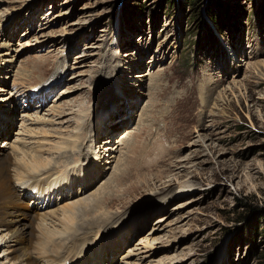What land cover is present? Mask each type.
Returning <instances> with one entry per match:
<instances>
[{
    "label": "rangeland",
    "instance_id": "rangeland-1",
    "mask_svg": "<svg viewBox=\"0 0 264 264\" xmlns=\"http://www.w3.org/2000/svg\"><path fill=\"white\" fill-rule=\"evenodd\" d=\"M208 3L0 0L2 154L17 157L22 148L57 165L68 160L77 173L94 162L100 143L92 130L102 118L114 139H128V161L137 151L134 167L152 164L150 183H160L156 175L174 179L160 191L130 180L139 188L129 195L123 177L107 191L120 199L108 211L130 241L114 264H264V0H226L230 6L215 11L221 27ZM102 134L100 142L108 141ZM113 172L102 169L84 192L78 187L44 206L74 203L78 215L80 200L99 193ZM29 201L21 226L41 210ZM166 214L169 225L154 235V250L146 248ZM5 241L0 263L12 264Z\"/></svg>",
    "mask_w": 264,
    "mask_h": 264
},
{
    "label": "bare ground",
    "instance_id": "bare-ground-1",
    "mask_svg": "<svg viewBox=\"0 0 264 264\" xmlns=\"http://www.w3.org/2000/svg\"><path fill=\"white\" fill-rule=\"evenodd\" d=\"M28 44L29 42L24 45ZM96 124L97 129L95 127V130H92L94 131V135L92 134L91 137H95V141L100 143L98 145V152L95 153L96 157H94V162L93 160L90 161L89 167H84L83 170H78L77 173L67 168L69 165L68 160L63 165L61 162L57 165L58 163L55 161L44 160L41 156L33 155L29 151L22 150V148L16 147L17 157L2 154V150H0V233H6L0 241L6 240L1 245V248L6 246L7 250L5 251H10V256H14V258L10 257V260L13 259L12 264H114L118 252L130 241L126 238L123 230L120 229L121 225L119 227L116 226L118 214H111L108 211L110 207L108 203L110 202L111 206L116 205L117 202H120V199L114 198V194L111 195L107 191L114 183H121L123 177L127 178L125 179L126 182L124 181L125 184L130 180L135 181L138 179V181H145V183L142 182L143 185H152L158 191L161 189L167 190L173 185L174 179L169 178L168 183L162 182V178L159 175H156L154 178V180L158 179L160 181L159 184L150 183V180L146 179L148 177L146 176V172L149 171V168L153 169L152 164H149L148 167L143 164L144 162H141L138 167H134V159L137 158V151L133 152L134 156L129 161L128 155H125L123 152L129 146L128 139L126 141L114 139L115 133L110 131L111 128L102 118ZM105 131H108L110 137L108 141L101 143L100 141L104 135L102 133H105ZM77 137L79 138V134H76ZM2 138L3 135H0V140ZM66 152H59L57 155L58 159L65 157L67 155ZM118 155L119 158H117ZM104 156L108 157L103 159ZM71 160L73 161L72 157ZM109 166L114 169L111 178L103 185L99 193L97 191V194L94 196L80 200V204L83 207L78 215L75 213L76 207L74 203L66 207L64 206L60 210L44 206L46 200L51 199L53 196H55V199H58L63 194L68 196L72 193H79V190L77 191L78 187H80L81 192H84L83 190L91 186L94 180L100 175L102 169L106 170ZM133 168L141 176L136 178L129 173ZM181 177L180 174H176V179ZM13 180H16L14 182L19 184V188L12 187ZM63 181L65 183H62ZM138 181H130V187L127 188L129 189V195H134V192L138 191ZM186 187L188 186H178L174 194H177ZM34 199L40 203L41 210L37 208V216L30 220L29 225L25 224L21 226L19 223L20 220L29 219V217L22 218L21 215L23 212L20 209L25 207L29 208V200ZM88 201H90V204ZM123 202L125 203V201ZM104 205H106V208ZM100 209H104L100 216L93 214V212L96 214ZM169 220L170 216L168 214L156 219L155 226L149 230L147 237L144 239L149 244L146 248L153 249L154 241L160 239V236L154 235H157L158 232L168 226ZM35 223L37 225L36 232H33ZM32 224L33 227L29 230L30 237L27 238V228H30ZM101 234H106L107 236H104L106 238H102L103 236L101 237ZM6 237L9 238L6 239ZM10 242L16 244L11 246L9 244ZM84 251L85 253H83ZM129 255H132V252ZM5 258L9 259V256L5 255ZM143 259L145 257H141V260Z\"/></svg>",
    "mask_w": 264,
    "mask_h": 264
},
{
    "label": "trees",
    "instance_id": "trees-1",
    "mask_svg": "<svg viewBox=\"0 0 264 264\" xmlns=\"http://www.w3.org/2000/svg\"><path fill=\"white\" fill-rule=\"evenodd\" d=\"M192 4L194 6L196 13L199 14V6L197 5V3H192ZM219 6L226 8L227 6H230V5L229 3H226V0H209V3L207 5V12L209 13L213 21L217 24V26L221 27V24H222V21L220 20L221 17H219L217 13L215 12V11L218 12ZM200 20L201 18L199 17V21Z\"/></svg>",
    "mask_w": 264,
    "mask_h": 264
}]
</instances>
